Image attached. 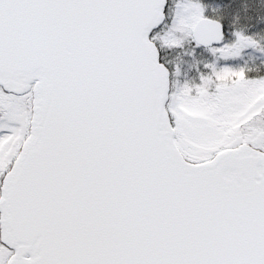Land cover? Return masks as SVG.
<instances>
[{"label":"snow or ice","instance_id":"1","mask_svg":"<svg viewBox=\"0 0 264 264\" xmlns=\"http://www.w3.org/2000/svg\"><path fill=\"white\" fill-rule=\"evenodd\" d=\"M0 264H264V0H0Z\"/></svg>","mask_w":264,"mask_h":264}]
</instances>
